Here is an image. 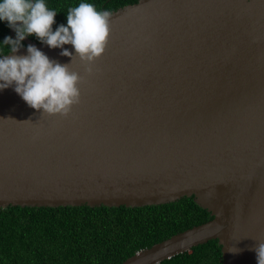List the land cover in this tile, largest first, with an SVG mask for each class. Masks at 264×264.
Returning <instances> with one entry per match:
<instances>
[{
    "label": "water",
    "instance_id": "water-1",
    "mask_svg": "<svg viewBox=\"0 0 264 264\" xmlns=\"http://www.w3.org/2000/svg\"><path fill=\"white\" fill-rule=\"evenodd\" d=\"M110 12L108 44L90 64L23 40L17 55L33 44L79 73L80 100L67 116L50 115L13 87L0 90V207H135L194 196L212 219L120 264H157L212 239L223 264H257L264 0H138Z\"/></svg>",
    "mask_w": 264,
    "mask_h": 264
},
{
    "label": "trees",
    "instance_id": "trees-1",
    "mask_svg": "<svg viewBox=\"0 0 264 264\" xmlns=\"http://www.w3.org/2000/svg\"><path fill=\"white\" fill-rule=\"evenodd\" d=\"M137 1L45 0L48 8L57 12L53 30L67 24L68 9L81 2L114 11ZM10 29L0 21V50L4 54L8 46L2 41L12 36ZM30 37L40 42L34 35ZM212 218L194 196L135 207H0V264H120L137 251ZM157 264H223L222 245L212 239Z\"/></svg>",
    "mask_w": 264,
    "mask_h": 264
},
{
    "label": "clouds",
    "instance_id": "clouds-1",
    "mask_svg": "<svg viewBox=\"0 0 264 264\" xmlns=\"http://www.w3.org/2000/svg\"><path fill=\"white\" fill-rule=\"evenodd\" d=\"M56 15L45 0H0V21H5L16 34L15 39L5 36L2 41L8 52L0 50V90L13 87L29 107L67 116L80 100L79 73L71 71L69 64L50 59L33 44L27 45L26 55L16 53L24 47L22 41L34 35L50 48H61L60 55L71 60L78 56L90 64L106 49L112 13L98 10L93 3L81 2L68 9L67 24L53 30ZM66 44L73 46L75 55L63 47ZM86 70L91 73L92 68ZM254 251L257 264H264V242L258 243Z\"/></svg>",
    "mask_w": 264,
    "mask_h": 264
}]
</instances>
